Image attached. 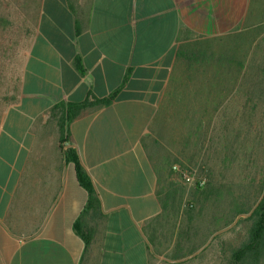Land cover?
<instances>
[{
    "label": "crops",
    "instance_id": "1",
    "mask_svg": "<svg viewBox=\"0 0 264 264\" xmlns=\"http://www.w3.org/2000/svg\"><path fill=\"white\" fill-rule=\"evenodd\" d=\"M252 9V0H40L20 93L0 122V264H216L211 240L201 247L205 203L173 166L202 158L232 97L229 74L198 64ZM109 97L65 120L69 103Z\"/></svg>",
    "mask_w": 264,
    "mask_h": 264
},
{
    "label": "rangeland",
    "instance_id": "2",
    "mask_svg": "<svg viewBox=\"0 0 264 264\" xmlns=\"http://www.w3.org/2000/svg\"><path fill=\"white\" fill-rule=\"evenodd\" d=\"M4 5L8 6L11 24L0 26V77L5 76L4 83H0V97L9 89L5 82L12 67L23 71L33 38L23 36L25 28L35 32L40 0H4ZM252 5L251 17L241 30L214 42L215 48L210 47L207 60L213 61L198 64L201 72L229 74L232 97L228 107L210 122L213 127L208 145L202 146V158L181 165L197 169L198 176L206 178L201 188L207 185L211 170L217 174L215 184L225 187L222 195L212 194L204 202L200 201L205 197H200L199 191L192 196L205 203L200 209L201 247L211 240L207 248L215 251L216 264H229L230 243L240 242L247 234L250 222L237 223L248 213L238 215L235 208L242 202L254 205L262 191L253 177H258L256 163L264 158V0H252ZM14 48L20 54L18 61L12 57ZM2 108L0 104V113Z\"/></svg>",
    "mask_w": 264,
    "mask_h": 264
},
{
    "label": "trees",
    "instance_id": "3",
    "mask_svg": "<svg viewBox=\"0 0 264 264\" xmlns=\"http://www.w3.org/2000/svg\"><path fill=\"white\" fill-rule=\"evenodd\" d=\"M2 4H0V26L6 27L9 24H11V17L9 15V11H7V7L4 5V0H0ZM5 6V8L3 7ZM7 11V12H6ZM34 36V32H29L25 28V34L24 38L29 39L30 37ZM12 57L16 61H18L20 54L19 51L14 48L12 49ZM11 76L8 77V80L5 82L7 83V87H9L7 93L2 94L0 97V104L3 105V108L1 109L0 113V122L3 118V111L7 109V107L13 103L18 98V95L20 93V85L22 81V69L18 70L17 66L12 67ZM2 73V72H0ZM5 76L0 77V83H4ZM10 87L12 88L10 90ZM113 98H103V99H97L94 101H84L81 103H69L66 107V121H71L77 117H79L82 112L90 107V106H96V105H105L111 102ZM65 155L68 159L73 160L76 163V170L78 179L83 187L86 188V190L89 193V204L96 206L99 203V198L95 192V189L93 187V184L91 182V179L89 175L86 173L84 167L81 165L78 155L76 151L72 148H66L64 150ZM234 153V151H233ZM236 154V150H235ZM260 160V159H259ZM256 163L258 166L256 168L255 165V173L258 177H253V181L257 183V185H260L261 187V195L256 200L254 205L247 204L246 202H242L241 204H238L236 209V214L241 215L247 214L245 217H240L238 220L239 224L241 221H249L250 225L248 227V231L246 236L238 243L231 242L229 246L230 250V257H229V264H263L264 263V158L261 159ZM249 167V164H248ZM209 181L207 185L204 188H201L200 186H197V191L200 192V197L203 195L205 198H200L201 202H204L210 198V196L213 194L216 195H222L221 193H224L223 188L224 186H218L215 184L217 174L214 170H211V174L209 176ZM76 229L84 235L86 242H89V240L92 237V229L88 227H85L82 222H78L76 224ZM87 229V230H84ZM86 231V232H85ZM231 231V229H230ZM218 236H215L214 239L218 238Z\"/></svg>",
    "mask_w": 264,
    "mask_h": 264
},
{
    "label": "built area",
    "instance_id": "4",
    "mask_svg": "<svg viewBox=\"0 0 264 264\" xmlns=\"http://www.w3.org/2000/svg\"><path fill=\"white\" fill-rule=\"evenodd\" d=\"M173 170L189 186L202 187L206 183V178L204 176H198L197 169L186 168V167H182L179 164H175L173 166Z\"/></svg>",
    "mask_w": 264,
    "mask_h": 264
}]
</instances>
